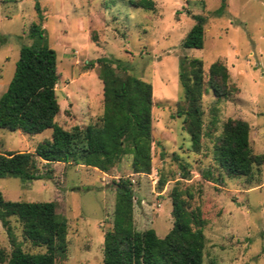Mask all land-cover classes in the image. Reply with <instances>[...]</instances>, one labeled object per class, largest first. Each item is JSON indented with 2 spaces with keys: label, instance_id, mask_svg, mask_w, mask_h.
<instances>
[{
  "label": "rangeland",
  "instance_id": "374dc122",
  "mask_svg": "<svg viewBox=\"0 0 264 264\" xmlns=\"http://www.w3.org/2000/svg\"><path fill=\"white\" fill-rule=\"evenodd\" d=\"M152 1L153 9L131 0H0V95L13 75L20 44L31 42L29 25L36 22L57 56L55 122L64 128L99 122L103 85L96 59H119L127 73L152 85L153 139L149 173L131 174L130 155L106 172L52 162L51 178L0 177V192L8 200L55 202L56 212L67 220L66 251L55 264H102L104 233L112 226V181L120 176L132 181L136 229L152 227L159 237L167 233L175 187L205 219L203 264H264V162L251 177H232L214 155L228 118L247 121L252 151L264 154V0ZM222 2L223 12L217 14ZM193 14L206 18L201 48L181 44ZM185 57L202 60L205 82L213 61L225 64L228 83L236 88L226 97L218 98L210 89L203 93L196 151L176 115L182 97L179 62ZM50 136V128L36 134L0 128V152L31 151ZM159 178L165 181L161 188ZM10 221L23 250H44L23 239L15 217ZM0 248L11 250L1 223Z\"/></svg>",
  "mask_w": 264,
  "mask_h": 264
},
{
  "label": "trees",
  "instance_id": "16d2710c",
  "mask_svg": "<svg viewBox=\"0 0 264 264\" xmlns=\"http://www.w3.org/2000/svg\"><path fill=\"white\" fill-rule=\"evenodd\" d=\"M147 9L152 0H131ZM37 9L39 7L37 6ZM224 3L216 10L223 12ZM194 23L182 40L183 47L201 48L204 42L202 14H193ZM31 42L21 43L14 72L0 95V128L36 134L51 129L33 150L0 152V177L23 181L51 178L52 162L94 167L106 172L124 155H130L131 174L151 170L152 85L127 73L119 59L99 57V78L103 85V112L97 123L73 124L64 128L55 122L59 104L55 85L59 73L54 48L44 39L40 24L29 25ZM4 39V37H2ZM93 61L88 63V67ZM120 69L121 73L117 72ZM205 82L200 58H181L178 80L182 97L176 115L189 135L190 146L198 150L201 139V98L210 89L216 97H226L235 87L229 85L225 64L216 60L209 66ZM215 160L227 176L251 177L264 162L263 153H254L249 141V124L228 118L214 144ZM185 174V164L179 163ZM164 179L159 178L162 187ZM114 205L111 228L104 233L102 264H203L205 219L199 209H190L177 188L171 191L172 226L163 237L150 227L138 230L134 224V193L129 176L113 180ZM191 197V193H188ZM21 224L23 239L43 251L22 249L15 239L10 218ZM0 223L11 245L0 248V264H55L67 247V220L56 212L54 201L8 200L0 192Z\"/></svg>",
  "mask_w": 264,
  "mask_h": 264
}]
</instances>
